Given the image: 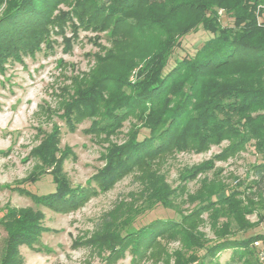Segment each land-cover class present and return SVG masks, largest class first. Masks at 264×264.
Segmentation results:
<instances>
[{"label":"trees","instance_id":"trees-1","mask_svg":"<svg viewBox=\"0 0 264 264\" xmlns=\"http://www.w3.org/2000/svg\"><path fill=\"white\" fill-rule=\"evenodd\" d=\"M260 6L264 0H7L0 16V71L9 55L29 52L31 45L43 44L52 32L66 25L74 36L78 30L104 34L113 48L136 35L135 31H140L143 39L152 35L153 45L138 61H124L112 50L96 55L94 69L105 64H112L113 69L101 74L93 69L88 75L92 78L81 80L75 91L70 120L92 119L88 134H108L124 121L137 122L130 141L109 158L103 174L108 183L134 168L146 172L152 161L164 155L202 153L224 141L228 146L217 159L234 155L248 144L260 157L250 168L253 181L246 189L226 192L224 188H207L200 192L192 214H180L179 221L158 218L133 233L119 232L109 241L119 253L130 249L134 259L145 256L162 237L207 213L214 241L186 228L193 251L180 264H264L254 246L264 236H234L252 228L243 217L254 210L261 222L264 220V211L251 203V199L264 198V19L259 20L264 8ZM219 9L232 19L231 26L221 25ZM177 16L189 18L188 23L176 24ZM197 28L211 36L193 55L176 59L169 67L180 38ZM203 171L202 167L192 168L184 178H194ZM151 180L146 185L147 190H153L150 208H170L167 199L171 193L155 182L157 177ZM52 182L54 191L38 197L51 195L50 201L60 203L61 209L78 204L77 195L60 193L58 183ZM241 198L249 206H241ZM19 220L24 235L28 225L23 223L24 217ZM224 252L229 256L221 262L219 255Z\"/></svg>","mask_w":264,"mask_h":264},{"label":"rangeland","instance_id":"rangeland-1","mask_svg":"<svg viewBox=\"0 0 264 264\" xmlns=\"http://www.w3.org/2000/svg\"><path fill=\"white\" fill-rule=\"evenodd\" d=\"M6 7L7 0H0V16ZM217 17L222 26L232 25L223 9L218 10ZM262 19L264 13L259 18ZM179 21L187 24L189 18L177 16L174 22ZM74 34L70 25H66L52 32L43 44L31 45L29 52L9 55L0 71V264L3 257L4 264L186 262L193 251L189 249L186 228H194L210 242L214 241L207 213L189 219L183 231L179 227L168 233L145 256L136 259L130 249L121 254L109 241L121 231L133 233L154 219L179 221L180 214H192L200 192L207 188H224L226 192L246 189L253 181L250 168L260 157L248 144L234 155L217 159L228 146L224 141L202 153L164 155L152 161L146 172L134 168L108 183L103 174L108 170L109 158L130 141L137 122L124 121L122 127L108 134L90 135L92 119L71 123L75 91L82 85L81 80L88 82L92 78L88 75L95 68L96 55L112 50L124 61H138L153 45L152 35L143 39L141 32L135 31L136 35L113 48L104 34L97 36L83 30ZM210 36L197 28L180 38L168 66L176 59L193 55ZM112 69V64H105L94 70L101 74ZM195 167H202L204 173L185 179V173ZM150 171L154 174H149ZM153 176L160 187L164 185L171 193L167 199L170 208H150L153 190H147L146 185ZM52 180L58 183L60 193L77 195L78 204L61 209L60 203L50 201L51 195L38 197L54 191ZM248 198L251 199L250 195ZM239 200H243L241 206H249L247 200ZM251 203L264 211V198L251 199ZM21 217L28 225L24 235L19 227ZM243 220L252 228L235 232L236 238L264 236V220L261 222L257 211L245 215ZM257 248L258 258L264 262V240L258 241ZM228 256L229 252L220 254V261L224 262Z\"/></svg>","mask_w":264,"mask_h":264},{"label":"built area","instance_id":"built-area-1","mask_svg":"<svg viewBox=\"0 0 264 264\" xmlns=\"http://www.w3.org/2000/svg\"><path fill=\"white\" fill-rule=\"evenodd\" d=\"M254 246H258V242H254ZM261 254V253H260Z\"/></svg>","mask_w":264,"mask_h":264}]
</instances>
